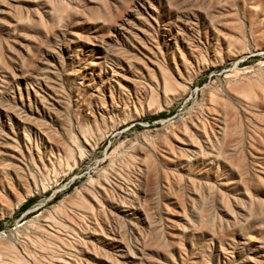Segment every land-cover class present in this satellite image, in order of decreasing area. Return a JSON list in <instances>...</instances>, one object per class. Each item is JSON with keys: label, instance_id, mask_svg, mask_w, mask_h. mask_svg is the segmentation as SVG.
<instances>
[{"label": "rangeland", "instance_id": "1", "mask_svg": "<svg viewBox=\"0 0 264 264\" xmlns=\"http://www.w3.org/2000/svg\"><path fill=\"white\" fill-rule=\"evenodd\" d=\"M0 264H264V0H0Z\"/></svg>", "mask_w": 264, "mask_h": 264}, {"label": "bare ground", "instance_id": "2", "mask_svg": "<svg viewBox=\"0 0 264 264\" xmlns=\"http://www.w3.org/2000/svg\"><path fill=\"white\" fill-rule=\"evenodd\" d=\"M24 260V259H23Z\"/></svg>", "mask_w": 264, "mask_h": 264}]
</instances>
